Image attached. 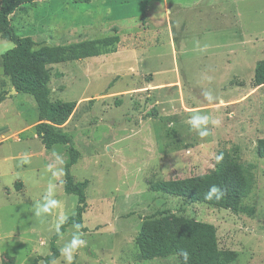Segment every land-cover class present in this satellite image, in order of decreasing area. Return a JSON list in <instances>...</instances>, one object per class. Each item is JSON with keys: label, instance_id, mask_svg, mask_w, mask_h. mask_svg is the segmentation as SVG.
I'll use <instances>...</instances> for the list:
<instances>
[{"label": "rangeland", "instance_id": "obj_1", "mask_svg": "<svg viewBox=\"0 0 264 264\" xmlns=\"http://www.w3.org/2000/svg\"><path fill=\"white\" fill-rule=\"evenodd\" d=\"M11 23L37 46L120 37L115 53L51 68V100L77 102L62 126L72 175L89 181L85 229L67 228L51 264H180L143 260L136 243L145 220L173 216L214 224L228 264H264V0H34ZM13 47L0 36V264H33L78 199L64 190L69 145L44 147L35 99L4 73ZM223 149L257 165L252 214L153 189L210 172Z\"/></svg>", "mask_w": 264, "mask_h": 264}, {"label": "trees", "instance_id": "obj_2", "mask_svg": "<svg viewBox=\"0 0 264 264\" xmlns=\"http://www.w3.org/2000/svg\"><path fill=\"white\" fill-rule=\"evenodd\" d=\"M34 0H0V36L14 43V47L2 54L4 73L9 76L17 92L31 95L38 106L39 123L36 133L46 149L57 144L69 145V161L65 165L64 190L77 196L75 212L68 216L50 241V253L38 256L33 264L43 260L46 264L56 261L61 251L57 246L59 238L71 225L83 227L87 209L89 181H75L72 167L79 160V151L72 144L71 136L62 126L74 113L76 101L51 100V68L55 64L99 57L118 51L119 35L89 39L70 44H44L37 46L31 36H20L11 23V16L17 9ZM89 3L91 0H76ZM117 32V29H114ZM60 74V73H59ZM254 83L264 85V59L257 63ZM5 93L0 94V102ZM257 155L264 158V137L257 140ZM257 165L243 163L229 150L218 153L215 168L208 173L163 180L153 189L164 194L183 197L192 202H202L217 208L252 214L253 207L244 201L256 186ZM21 184L16 185L20 189ZM140 258L152 260L177 256L180 264H228L234 260V253L220 248L217 227L209 222L194 218L153 217L145 220L136 237Z\"/></svg>", "mask_w": 264, "mask_h": 264}, {"label": "water", "instance_id": "obj_3", "mask_svg": "<svg viewBox=\"0 0 264 264\" xmlns=\"http://www.w3.org/2000/svg\"><path fill=\"white\" fill-rule=\"evenodd\" d=\"M13 91L17 92L15 88L13 89Z\"/></svg>", "mask_w": 264, "mask_h": 264}]
</instances>
